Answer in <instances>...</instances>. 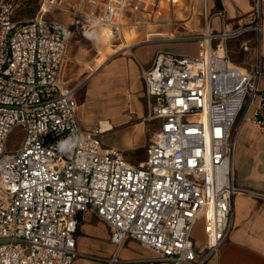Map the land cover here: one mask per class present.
<instances>
[{"label":"built area","instance_id":"2783aa9c","mask_svg":"<svg viewBox=\"0 0 264 264\" xmlns=\"http://www.w3.org/2000/svg\"><path fill=\"white\" fill-rule=\"evenodd\" d=\"M148 1L40 0L33 18L18 21L14 0H0V264H73L79 215L87 211L107 223L118 246L133 239L156 253L152 260L172 264H205L229 237L232 202L242 191L233 167L236 127L264 126V68L235 63L229 43L250 32L257 37L241 42L244 51L260 41L261 0L247 24L228 28L219 11V29L190 26L189 19L165 25L170 35L152 33L157 37L127 46L199 44L196 54L159 50L141 67L148 115L159 128L135 162L102 142L100 126H82L78 87L66 70L74 34L122 40L119 15L142 22L137 16L148 18L161 2ZM55 10L68 19L48 14ZM17 127L23 139L6 150ZM200 218L201 255L193 238Z\"/></svg>","mask_w":264,"mask_h":264},{"label":"crops","instance_id":"0c3cea01","mask_svg":"<svg viewBox=\"0 0 264 264\" xmlns=\"http://www.w3.org/2000/svg\"><path fill=\"white\" fill-rule=\"evenodd\" d=\"M255 2L256 0H193V4L191 1L190 5L194 6V14L189 25L204 27L209 23L213 29H219L222 23L219 11L224 12L228 28L247 24L254 18ZM175 8L177 11H183L186 5L180 2L175 4ZM161 10L159 3V8L155 11L158 18L161 16ZM261 12L260 41L253 44L251 50L244 51L241 48V42L247 38L253 39L255 32H250L243 39L229 43L230 55L232 46L238 47L239 51L243 52L255 51L256 60L250 63V67L260 61L264 68V0H261ZM48 14L63 20L68 19V14L64 11L55 10ZM90 39L93 37L80 34H74L71 38L69 48L71 58L66 70L70 86H72L71 82L81 75L79 73L82 69L81 63L77 58L83 56L82 49L90 51L83 42ZM72 42L73 46H76L74 49ZM150 42L152 41L144 43ZM144 43L140 42L125 48L122 55L115 56L119 51L114 52L112 54L114 57H107L96 70H93V67L90 68V75L93 76L92 83L88 86L84 96L82 95L83 97L77 93L78 117L86 130L99 126L102 128L101 121L104 120L109 121L113 129L116 124L123 122L127 117L125 114L127 106L132 105L134 108L139 106L137 92L142 85L141 67H149L157 51L171 50V47L187 44L186 42ZM113 46L117 45L113 44ZM95 48V56H98L101 49H97L96 41ZM174 52L196 54L188 51ZM232 60L234 61L233 58ZM234 62L246 66L244 62ZM77 85L73 87H78ZM83 122L87 125H83ZM102 130L101 140L104 142L103 138L107 131L103 128ZM105 145L116 147L111 143ZM233 167L235 183L242 189L234 196L232 202L233 228L229 237L220 246L218 254L212 256L205 264H264V196L257 195H264V126L249 121L237 124ZM77 248L80 255L73 264H172L167 260H152L156 253L136 240L129 239L121 246L115 244L111 239L110 227L93 211L79 215ZM196 251L199 255L203 254L204 243L196 244Z\"/></svg>","mask_w":264,"mask_h":264},{"label":"rangeland","instance_id":"374dc122","mask_svg":"<svg viewBox=\"0 0 264 264\" xmlns=\"http://www.w3.org/2000/svg\"><path fill=\"white\" fill-rule=\"evenodd\" d=\"M40 0H14L15 2V19L18 21L31 19L36 15L37 6ZM148 1V0H147ZM151 0L148 1V4ZM161 0L160 4L162 7L161 16L159 18L155 13L149 12L147 17L137 16L135 20H141L132 22L131 19H128L120 14L119 21L116 22L117 32L120 33L121 38H110L107 34L102 33L101 35H94L93 33L87 32L86 35L88 37H93V39L83 41L86 46L90 49L87 51L86 49H82L83 56L77 58L81 63V70L78 79L71 82V85L78 84L77 93L81 94V97L84 96L88 86L93 81V76L90 75V68L93 67V70H96L100 67L101 63L108 58L114 57L112 54L114 52H118L116 55H122V52L125 48H128V45H131L134 42L146 40V38H154L157 37L156 34L158 32L170 35L173 22H188L189 19L191 21L194 13V6L190 5L191 2L188 3V0ZM192 1V0H190ZM184 3L186 8L183 11H177L175 8V4ZM190 5V6H189ZM138 8H141V3L138 2L136 5ZM155 6V5H152ZM159 6V5H158ZM153 8V7H152ZM151 7L148 10L152 9ZM158 8V7H157ZM170 8L172 11H170ZM143 10V8H142ZM57 11V10H56ZM187 11L189 14L187 15ZM181 14V16H180ZM192 14V15H191ZM191 15V16H190ZM163 16V17H162ZM131 21V22H130ZM157 24H162L164 29L156 28ZM169 25L166 27L165 25ZM183 24V23H182ZM189 24V23H188ZM110 26V25H108ZM181 26V25H180ZM105 30H108V27L103 26ZM176 29V28H175ZM178 30H182L181 27L177 28ZM81 38V37H78ZM75 38L73 39V41ZM85 40V39H84ZM95 41L97 42V49H101V53L98 56L95 51ZM144 43V42H142ZM159 44L166 42H150L144 44ZM169 43V42H168ZM186 45H182L179 47H171V51H188L190 53H197L199 50V44L197 42H186ZM75 44V43H74ZM117 45V46H113ZM141 44V45H144ZM76 46H73L74 49ZM232 58L236 62H244V65L250 67V63L255 62V51L253 52H243L239 51L238 47L232 46ZM127 54H130L127 52ZM142 78V77H141ZM141 81L140 90L137 92V103L139 106L132 107V105L127 106L125 117L123 122H120L114 126V129L107 131L105 133V137L103 138V143H111L115 145L118 149L123 151L125 156L132 161H140L146 157V151L149 144L152 142L156 131L159 128V122L155 119H151L148 115V100L145 92V84L143 79ZM143 81V82H142ZM130 87H132L130 85ZM130 90V88H129ZM133 91V90H132ZM83 95V96H82ZM80 97V98H81ZM83 125H87L83 122ZM113 126V125H112ZM23 139V131L20 127L15 128L10 134L7 143L6 150H12L17 147ZM193 238L197 245H201L205 240V221L203 218H200L196 221L193 229Z\"/></svg>","mask_w":264,"mask_h":264},{"label":"bare ground","instance_id":"6f19581e","mask_svg":"<svg viewBox=\"0 0 264 264\" xmlns=\"http://www.w3.org/2000/svg\"><path fill=\"white\" fill-rule=\"evenodd\" d=\"M101 125H102V128L104 129V131H108V130L112 129V124L107 120L101 121Z\"/></svg>","mask_w":264,"mask_h":264}]
</instances>
